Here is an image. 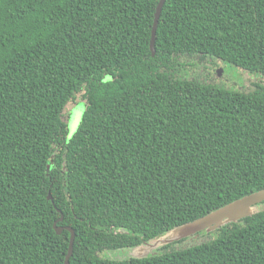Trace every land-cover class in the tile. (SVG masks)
Here are the masks:
<instances>
[{"label": "trees", "instance_id": "obj_1", "mask_svg": "<svg viewBox=\"0 0 264 264\" xmlns=\"http://www.w3.org/2000/svg\"><path fill=\"white\" fill-rule=\"evenodd\" d=\"M159 2L0 0V264H65L56 222L70 264H264V210L187 249L101 257L264 190V0H167L152 56ZM204 57L260 79L176 76Z\"/></svg>", "mask_w": 264, "mask_h": 264}, {"label": "water", "instance_id": "obj_2", "mask_svg": "<svg viewBox=\"0 0 264 264\" xmlns=\"http://www.w3.org/2000/svg\"><path fill=\"white\" fill-rule=\"evenodd\" d=\"M166 1L167 0H160L157 6L154 27L152 31L151 47H150L152 51V56H155L156 54V49H155L156 32L158 29V24H159V20L161 17V13H162V10L164 8ZM48 199L50 201H53V197L51 194H49ZM263 210H264V190H261L259 192L248 195L244 198L236 200L235 202H232L224 206L223 208L217 211H214L210 213L209 215L193 223H190L180 228L174 229L171 232L167 233L166 235L156 240H152L146 244H143L142 246L137 247L140 249L139 256L133 257V258L141 259V258L148 257L150 254L152 255L158 254L156 251L160 249L161 247H164L168 244L178 242L185 238L190 239L191 236H197L202 231H207L208 233H210L222 226H225L229 223H237ZM59 212L61 213V211ZM63 220H64V215L63 213H61V218L59 219V222H63ZM57 223L58 222L54 224V228L58 235H61L65 229L71 233L69 252H68V255L65 261V264H70V259L73 256L75 232L72 228L59 227ZM203 239H209V238L208 237L204 238V237L199 236L197 237V240H199V242L196 244H191L190 242V244L188 245H185L183 247H181V245L180 246L178 245L174 248L173 247L170 248V250L187 249V248L199 245L207 241ZM153 250H155L154 251L155 253H153Z\"/></svg>", "mask_w": 264, "mask_h": 264}, {"label": "rangeland", "instance_id": "obj_3", "mask_svg": "<svg viewBox=\"0 0 264 264\" xmlns=\"http://www.w3.org/2000/svg\"><path fill=\"white\" fill-rule=\"evenodd\" d=\"M184 58L185 57H183L182 59ZM204 58L206 60H196V62L194 63L192 61H187L184 63L183 61L180 62L176 65V76L183 79L196 80L201 83L209 84L219 88L238 90L241 92H247V90H250L251 82L260 79L259 75L250 74L249 72H246L232 64L225 63L214 58ZM85 106L86 105L83 100L78 101L76 105L68 106L69 118L67 121V139L72 138V136L77 132L85 111ZM207 233V231H202L197 236H191L190 239L186 240L185 238L178 242L171 243L170 248H174L178 245H181V247H183L190 244V242L191 244H196L199 242V240H197V237L207 235ZM162 250L163 247L158 249L156 252L159 253ZM154 251L155 250H153V253H155ZM139 253L140 249L137 247L124 248L119 250H105L101 253V257L109 260L124 261L139 256Z\"/></svg>", "mask_w": 264, "mask_h": 264}]
</instances>
